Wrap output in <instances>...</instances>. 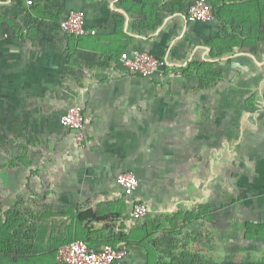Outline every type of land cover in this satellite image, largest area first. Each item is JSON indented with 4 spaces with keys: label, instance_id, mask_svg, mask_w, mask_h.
I'll return each instance as SVG.
<instances>
[{
    "label": "crops",
    "instance_id": "crops-1",
    "mask_svg": "<svg viewBox=\"0 0 264 264\" xmlns=\"http://www.w3.org/2000/svg\"><path fill=\"white\" fill-rule=\"evenodd\" d=\"M26 2L0 0V202L20 218L8 259L60 264L57 248L79 240L124 248L115 264H186L169 239L198 242L210 205L228 218V232L213 225L228 249L237 203L264 226V0H222L209 23L187 19L191 0ZM72 10L94 35L60 30ZM134 51L164 67L130 73L120 57ZM194 64L210 65L206 78ZM74 105L83 149L59 124ZM122 173L137 179L131 196ZM134 202L149 209L143 221L130 218ZM244 246L264 249V234Z\"/></svg>",
    "mask_w": 264,
    "mask_h": 264
},
{
    "label": "built area",
    "instance_id": "built-area-1",
    "mask_svg": "<svg viewBox=\"0 0 264 264\" xmlns=\"http://www.w3.org/2000/svg\"><path fill=\"white\" fill-rule=\"evenodd\" d=\"M26 3L27 5H31L32 0H27ZM187 19L190 22H213L214 13L208 0H191L187 8ZM59 28L65 34L74 37L95 34L93 30L86 28L85 14L81 10L70 11L59 23ZM120 62L130 73L142 78H148L164 67L163 62L141 51L122 54ZM59 124L73 134L74 142L78 149L85 147L84 116L80 106L74 105L69 107L60 116ZM116 183L123 188L126 196H131L136 189L137 179L132 174L122 173L116 176ZM148 213L149 209L147 205L141 202H134L130 218L134 222H140L147 217ZM126 255L127 252L124 248L115 249L110 245L90 248L85 242L79 240L62 245L55 251V258L60 264H115L123 260Z\"/></svg>",
    "mask_w": 264,
    "mask_h": 264
},
{
    "label": "rangeland",
    "instance_id": "rangeland-1",
    "mask_svg": "<svg viewBox=\"0 0 264 264\" xmlns=\"http://www.w3.org/2000/svg\"><path fill=\"white\" fill-rule=\"evenodd\" d=\"M3 155L0 154V168L3 169L4 165L1 164L3 161ZM18 163H20L18 161ZM5 173L0 171V184H2L5 180ZM1 200V197H0ZM3 202H0V210L5 211V213H8L12 215V211H9L11 209H14L13 213L16 212V214H19V208H16L13 206L15 203H13L10 207L8 208L6 206L3 207ZM240 203H237L236 205V219L233 220V225L231 226V232L232 229L237 233L235 236L231 235V240L233 244H231L230 248L228 249V246L225 245L223 241L217 242V240L214 241L213 236L218 235V233H214L213 230V225L220 226V231H226L228 232L227 228L225 225H223L224 222L228 221V218L225 219L221 215V220H217L215 216L217 215V212L220 211V209H212V205L208 206L209 210L207 214L205 215L204 219V233L203 237L199 236L198 242L196 241V237H191L187 236V234L184 236L177 235L169 239L168 247L169 249V254L171 253H176L178 256H180L183 261L186 264H197L196 262L199 261V264H252V263H261V260H258L260 258H257L256 255H263L264 249L262 248H252L249 250H246L245 248V243L248 241H251L256 238H261L263 237L262 231L264 229V226L262 225H257L255 223H249L250 216L248 213H245L246 210L244 208L240 207ZM221 213V212H220ZM219 221V222H218ZM197 225L194 224L192 226H189V230L192 232L196 231ZM200 226H199V231H200ZM251 234H254L256 237H251ZM235 238V239H234ZM202 239V241L200 240ZM216 239H219L218 236H216ZM183 241V244L185 245V248H188L189 245L192 244V247L195 248L196 244L200 245L201 243L203 244V248L205 251L198 256L196 252L191 249L189 251H177L176 249L179 248L178 244L179 241ZM200 248V246H199ZM205 253V255H204ZM176 257V256H175ZM201 258V259H200ZM185 259V260H184Z\"/></svg>",
    "mask_w": 264,
    "mask_h": 264
},
{
    "label": "trees",
    "instance_id": "trees-1",
    "mask_svg": "<svg viewBox=\"0 0 264 264\" xmlns=\"http://www.w3.org/2000/svg\"><path fill=\"white\" fill-rule=\"evenodd\" d=\"M212 6L214 16L219 18V13L215 10L220 7L222 0H208ZM228 21L226 20V23ZM243 24V22L241 21ZM204 66L208 68L210 65H191L187 66V69H192L194 71H199V73H204L201 77L207 76L206 70H203ZM203 67V68H202ZM186 69V68H185ZM184 69V71H185ZM205 69V68H204ZM20 218L17 215H10L2 210H0V264H20L14 259H8V257L18 254V241L20 240L19 234L16 232L17 227H19ZM251 237H256L254 234H251ZM13 258H16V256ZM252 264H262L260 262Z\"/></svg>",
    "mask_w": 264,
    "mask_h": 264
}]
</instances>
